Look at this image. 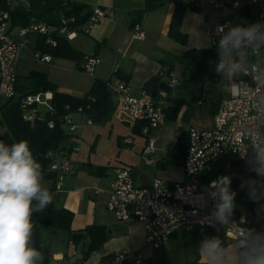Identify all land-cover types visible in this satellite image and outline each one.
I'll list each match as a JSON object with an SVG mask.
<instances>
[{"label":"built area","instance_id":"built-area-1","mask_svg":"<svg viewBox=\"0 0 264 264\" xmlns=\"http://www.w3.org/2000/svg\"><path fill=\"white\" fill-rule=\"evenodd\" d=\"M247 1L249 6L256 9V22H264V0ZM5 2L9 6L23 4L29 7L27 0H5ZM212 4L216 10L223 13L243 7L242 0H226ZM110 16H112L110 8L95 7L81 21L72 16L61 18L58 25L52 26L31 19L25 27L11 28L9 13L0 11V97L16 100L17 63L21 52L27 50L31 37L36 38L35 56L40 61L49 63L51 57L40 49L38 39H42L43 46L53 49L57 46L58 40L71 42L79 33L89 35L100 19ZM229 24H231L229 20L219 19L206 31L215 45L219 39L218 30ZM133 28L137 32L134 37L142 38L143 33L140 32L138 25ZM98 63L97 56H89L83 61L81 69L92 74L93 68ZM176 83L177 80L170 76L166 81L167 90L159 91L156 96L148 94L144 89L138 96H131L127 84L119 80L113 85L108 83V88L123 113L136 123H144L141 134L149 138L153 130L165 123L164 104L170 99L171 90ZM257 88L258 85L251 75H243L233 82L231 87V93L233 89H240L241 95H230L221 103L214 115L212 127L187 128L188 148L182 163L184 172L182 181L167 182L154 179L149 186H138L134 181L132 169L122 167L110 183L107 210L118 220L135 219L142 223L145 230V244L152 249L164 247L176 234H188L209 227L205 221L213 210L215 201L206 198L204 190L209 188L212 182L205 184L200 178L211 169L212 165L226 157L245 161L243 156L248 151L246 129L254 126L253 120L264 113V108L254 105L243 93L256 91ZM260 92L264 94V88H260ZM52 100V92L29 94L21 98L22 119L33 122L40 112L52 111ZM42 106L46 108L44 112L39 109ZM76 114L82 115L87 125L91 124L80 109ZM63 121L64 126L69 127V132L72 134L76 129L73 114L66 115ZM48 126L52 127V122ZM150 139L141 152V160L148 167L156 164L153 157L156 152L155 140ZM73 151L78 152L79 149L71 145L68 149L47 155L51 159L49 169L55 175L56 189H59L63 179L73 172L71 161ZM255 222L247 216L233 217L232 224L224 228L226 239L234 242L248 228L259 231ZM84 260L82 255L76 257L79 263ZM109 264H145V258L140 251H115L111 255Z\"/></svg>","mask_w":264,"mask_h":264},{"label":"crops","instance_id":"crops-1","mask_svg":"<svg viewBox=\"0 0 264 264\" xmlns=\"http://www.w3.org/2000/svg\"><path fill=\"white\" fill-rule=\"evenodd\" d=\"M70 1L84 4L89 11L92 7L110 8L112 10V16L100 19L94 25L91 33L87 35L91 39L89 40L90 43L80 39L79 35L69 42L72 48L82 53L84 57L97 56L99 63L93 68L92 74H89L81 69L83 60L77 62L72 59L50 55L51 61L49 63L42 62L38 69L31 71L45 73L48 80L56 86L58 92L76 97H83L89 91L95 79L108 82L111 85L118 80L122 81L127 84L129 95L136 97L143 90L145 83L165 71L167 68L165 64L171 62L176 64L179 60L182 61L187 50L216 49L215 43L210 40L206 31L212 28L219 19L229 20L231 25L242 22H256V9L249 6L247 0H242L243 7L240 9L249 10V16L242 13L236 15L232 11L223 13L216 10L212 4L226 0H190V2L196 3L199 11L195 13L188 10L183 18L181 30L188 36L187 44L183 46L168 37L169 25L174 11L172 0H164V3L156 9L143 13L138 23L140 32L143 33V37L140 39L134 37L137 32L132 28L131 22L132 19H137L135 14L144 9L145 0ZM33 39L35 42L36 38ZM201 44L207 46L201 47ZM19 63L20 57L17 68ZM214 66L210 69V73L215 75L217 80L212 83L220 84L222 82L221 77L215 73ZM17 75L20 76V74ZM223 83L225 84L224 94L221 102L216 107V112L219 110L221 103L231 95L233 82ZM175 101L177 100L170 97L166 100L164 106L170 107L175 104ZM116 109H119V107L117 106ZM184 114L185 107L183 105L178 112L176 121L182 119ZM167 123L174 124V122H165L162 125ZM136 124L135 122V126ZM134 130L137 131V127H134ZM139 133L141 134V132ZM183 133H186L185 129L182 130L181 134ZM146 139L148 138L146 137ZM154 140L156 144L158 138L155 137ZM176 141L170 148L174 146ZM68 142L69 146L74 145V140ZM158 150L156 148V152ZM74 155L71 154L73 172L63 179L59 189H56L51 181L45 186L54 187L52 193L54 208L66 209L72 212L73 218L70 229L73 233L90 226H98L105 229L106 240L100 250L87 255L88 238L83 237L74 243L67 232L68 235L66 236L68 241L73 243L75 252L70 253L68 249H65L64 252V249H60V252H55L53 258L50 261L47 260L46 264H109L111 255L115 251H140L142 253V250L146 247L143 224L135 219L118 220L106 208L110 183L120 168L110 173V171L104 170L103 167L94 168L91 163H81V160L75 158ZM154 159L156 160V167L163 166V162L157 160V156ZM134 181L138 186H149L153 182L152 180L140 185L135 179ZM255 218L257 226L256 214ZM40 227L42 226H39L38 230ZM257 228H260L259 224ZM199 242L192 233L174 235L164 246L168 264H205L197 251ZM78 255L85 258L82 263L76 261Z\"/></svg>","mask_w":264,"mask_h":264},{"label":"trees","instance_id":"trees-1","mask_svg":"<svg viewBox=\"0 0 264 264\" xmlns=\"http://www.w3.org/2000/svg\"><path fill=\"white\" fill-rule=\"evenodd\" d=\"M29 7L23 4L9 6L5 0H0V11L9 13L11 28L25 27L31 19L44 22L48 25L56 26L60 23L61 18L76 17L79 21L84 19L88 14V8L81 3L70 0H27ZM174 11L171 17L168 37L174 42L185 46L188 36L182 32L181 26L183 18L188 10L197 13L199 10L195 2L185 0H172ZM164 0H145L143 10L135 14L137 19H132V28L138 25L140 17L143 13L152 11L162 5ZM232 13L236 15L249 16V10L237 9ZM78 21V22H79ZM40 49L51 56L72 59L77 62L85 60L82 53L75 51L70 43L66 40H58L57 46L53 49L43 46L42 39ZM217 60V49H189L184 53L183 60L186 69L190 70L191 78L193 79H208L215 82V75L210 73V69L215 65ZM167 68L162 74L152 77L145 83L143 89L150 95L156 96L159 91L167 90L166 81L170 78L175 63L165 64ZM16 100H7L0 107L4 117L5 134L2 136V141L6 144H12L20 140L29 142L31 150L36 160L42 165L43 180L55 182V175L50 171L49 165L51 159L47 157L48 153H57L62 149H68L63 145L64 140L69 137L64 130V117L66 115L76 114L78 110L90 120L91 124L103 125L109 122L117 103L113 93L108 88V82L95 79L89 91L83 97H76L70 94L57 91L56 86L48 80L45 73L40 71H30L26 76H18L15 86ZM44 92H52L53 100L52 111L39 113L38 117L33 122L24 121L21 117L20 99L29 94H38ZM184 100H177L170 107H164L165 122H175L180 108L183 106ZM52 122L53 126L48 124ZM144 123H137V131L141 132ZM71 146V145H70ZM69 146V147H70ZM188 148V139L186 133L180 135L174 146L167 151V156L171 158L169 162L178 159L182 165ZM164 166V164H162ZM228 175L232 178L231 188L237 192L235 197L236 209L233 217L239 218L242 215L238 212L237 203L239 201H247L250 205L246 191L240 189L242 179L254 177L255 173L248 171L245 161H238L233 158L226 157L212 165L211 169L206 172L201 178L202 183H210L220 176ZM51 193L54 192V187H48ZM251 221H256L255 214L247 215ZM73 218L72 212L66 209H56L53 203L50 204L41 212H34L32 222L34 228L39 226H49L65 230L70 234L72 242H76L83 237L88 238L89 246L86 252L87 255L97 252L102 247L106 240V231L102 227L90 226L82 231L72 232L70 229ZM219 235L225 245H230L233 241L226 239L224 228H221L217 233L213 227L200 228L192 232L196 240L200 241L203 236ZM145 264H168L167 253L165 247H160L153 250L150 258L145 260Z\"/></svg>","mask_w":264,"mask_h":264},{"label":"clouds","instance_id":"clouds-1","mask_svg":"<svg viewBox=\"0 0 264 264\" xmlns=\"http://www.w3.org/2000/svg\"><path fill=\"white\" fill-rule=\"evenodd\" d=\"M214 71L222 82H235L251 75L256 91L244 92L254 105L264 108V22L225 25L218 30ZM201 47L207 46L201 44ZM231 95H241L233 89ZM246 129L248 151L244 154L254 177L242 179L240 189L257 204V217L264 218V113ZM42 165L26 140L6 144L0 140V264H42V252L33 246L34 212L53 203V195L43 184ZM232 178L223 175L206 188V198L215 201L205 221L217 233L230 226L236 209L237 192ZM205 197H202L204 199ZM202 219V218H201ZM197 251L205 264H264V231L248 228L229 246L219 235L202 234Z\"/></svg>","mask_w":264,"mask_h":264},{"label":"rangeland","instance_id":"rangeland-1","mask_svg":"<svg viewBox=\"0 0 264 264\" xmlns=\"http://www.w3.org/2000/svg\"><path fill=\"white\" fill-rule=\"evenodd\" d=\"M95 8L92 7L91 10ZM80 39L84 41L91 40L83 33L78 34ZM31 37L27 50L23 51L20 56L19 67L16 69L20 76L28 74L33 69H38L42 61L34 54L35 42ZM90 43V41H89ZM88 51V50H87ZM86 52V51H85ZM177 83L171 90V98L174 100H184L185 114L182 119L172 123H167L153 130L149 138L153 140L158 138L155 148H158L154 158L161 160L164 164L162 167H148L141 160V149L144 148L146 139L138 131L134 130L135 122L132 118L123 113L120 109H116L109 122L103 125L89 124L83 120L82 115L73 114L75 131L71 134L69 127L64 126L65 133L69 135L64 140L63 145L69 147V140H74V147L79 151H73L75 158H79L81 163H91L94 168L103 167L104 170L113 173L118 168L130 167L134 175V179L138 184L142 185L154 179H162L167 182H180L183 178V167L178 159L171 160L167 156L168 149L173 143L179 139L183 129L188 127L210 128L213 125L214 113L216 107L222 100L225 84L212 83L207 78L203 80L191 78L190 70L186 69L184 62L179 60L171 74ZM7 100L0 97V107ZM41 111H45V107H39ZM4 117L0 110V140L5 134ZM47 180H43V184L47 185ZM209 199V198H208ZM238 212L245 216L255 213L257 216V204L250 205L247 201H239L237 203ZM260 225L259 231H264V218L257 217V227ZM67 231L42 226L40 229L33 230V246L37 247L43 254L44 260L42 264H46L53 258L55 252L60 249H68L70 253H74V245L68 241ZM153 249L146 246L142 250L144 258L152 255ZM52 264V263H50Z\"/></svg>","mask_w":264,"mask_h":264}]
</instances>
